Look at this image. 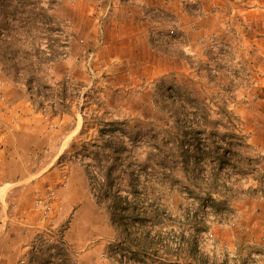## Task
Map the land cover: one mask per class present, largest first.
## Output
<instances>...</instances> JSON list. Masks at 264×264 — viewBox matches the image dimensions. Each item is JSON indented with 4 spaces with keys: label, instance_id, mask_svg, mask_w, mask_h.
Wrapping results in <instances>:
<instances>
[{
    "label": "rangeland",
    "instance_id": "1",
    "mask_svg": "<svg viewBox=\"0 0 264 264\" xmlns=\"http://www.w3.org/2000/svg\"><path fill=\"white\" fill-rule=\"evenodd\" d=\"M67 1L74 0H57L52 11L68 33L69 47L66 56L49 66V82L56 83L67 77L78 83L77 87L86 84L80 94L76 93L81 104L91 88H102L106 102L121 108L137 127L149 120L159 125L168 122L160 108L166 98L161 99L157 90V81L163 76L166 89L172 86L171 93L179 86L201 100L227 95L250 146L241 150L244 160L264 157L254 151L264 150V0H180L175 11L148 8L146 15L154 23L150 34L155 40L153 45L164 53L180 57L186 68L157 76L141 75L140 82L125 83L116 90L111 87L115 78L110 72L112 69L96 59L99 43L86 41L98 38L101 24L94 23L93 32L87 35V22L74 18V11L66 6ZM93 13L88 12L96 15ZM73 42L78 43L76 50H81L77 61L72 58L75 56ZM55 49L60 50L59 46ZM209 75L216 77L210 81ZM24 89L23 85L7 79L0 69V150H35L28 156L14 155L11 166L2 164L19 190L10 203H0L3 204L0 214L4 212V205L10 204V208L5 209L13 216L29 217L30 224H33L32 217L35 220L34 226L19 239L20 243L27 240V245L22 246L17 259L8 256L13 252L10 248L14 246L10 239L13 234L4 239L5 244L0 246V264H38L55 241L50 239L43 244L45 253L36 255L32 254L30 245L40 235H45L47 241L52 236L60 237V228L65 224L68 228L64 237L80 264H118L106 255L108 245L116 236L110 217L97 206L83 163L73 158L75 144L87 138L79 136L82 114L78 112L77 117L66 115L63 118L46 116L32 106ZM25 120L33 124L24 127ZM21 129L28 131L21 132ZM2 166L0 183L4 181ZM262 166L264 161L257 167L258 171L234 176L233 193L238 195L243 190L255 189L259 190L257 197L264 198ZM177 176L182 178L179 172ZM168 199L170 208L181 217L186 208V195L177 189ZM209 219L211 228L200 233L199 240L203 251L211 257L210 264L215 256L226 258L230 264H264V227L260 231L255 229L261 233L259 239H249L247 234L239 235L241 224L234 215L223 222H217L211 214ZM18 222L9 226L14 230L21 228ZM5 235H0V240Z\"/></svg>",
    "mask_w": 264,
    "mask_h": 264
},
{
    "label": "trees",
    "instance_id": "2",
    "mask_svg": "<svg viewBox=\"0 0 264 264\" xmlns=\"http://www.w3.org/2000/svg\"><path fill=\"white\" fill-rule=\"evenodd\" d=\"M56 2L0 0V69L25 87L38 112L59 118L82 114L79 136L87 138L75 144L73 158L83 163L94 200L115 229L106 255L118 264H210L199 234L210 230V214L223 222L235 213L232 179L258 171L264 161L261 156L244 160L241 150L250 146L229 97L201 100L179 86L171 93L163 76L157 90L166 98L160 108L168 122L149 120L140 127L106 102L102 88H91L81 104L77 94L86 84L77 87L67 77L48 80L49 66L69 47L63 23L52 13ZM215 77L209 75L210 81ZM177 189L186 195L181 217L168 201ZM247 192L257 196L259 190ZM67 228H60V237L47 241L40 235L30 245L36 255L55 241L38 264H80L64 237ZM212 264L230 263L215 256Z\"/></svg>",
    "mask_w": 264,
    "mask_h": 264
},
{
    "label": "crops",
    "instance_id": "3",
    "mask_svg": "<svg viewBox=\"0 0 264 264\" xmlns=\"http://www.w3.org/2000/svg\"><path fill=\"white\" fill-rule=\"evenodd\" d=\"M179 3L180 0H74L67 1L66 6L74 11L75 19L79 17L87 22L85 26L87 35L93 32L94 23L101 24L98 38L86 41H90L92 44L99 43L96 59L102 61L107 68L112 69L110 72L118 82L113 78L114 85L111 87L116 90V88L124 86L125 83L135 85L141 81L142 78L139 77L141 75L157 76L186 68L184 60L180 57L164 53L153 45L155 40L151 38L150 34L154 23L150 22L149 16L146 15L148 8L158 10L164 8L175 11L179 8ZM88 12H96V15H90ZM71 18L73 19L72 16ZM77 45V42H73L72 49H74L75 56L72 58L76 61L81 56L79 55L81 50H76ZM84 50L86 51V49ZM121 80L124 83H121ZM20 102L18 103H23V101ZM32 124L25 120L23 126L28 127ZM23 131L27 132L28 130L21 129V132ZM38 138L44 140L43 137L38 136ZM254 151L264 154V150ZM32 152L35 150H0V165L11 166L15 161L14 155L28 156ZM2 167L5 172L1 173L3 174L1 178L4 181L1 182L2 184L0 183V203H10L19 188L15 187L12 182L11 173L6 171V167ZM46 178L44 177V179ZM3 184H8L10 187H4ZM247 191L243 190L235 198L232 197L230 203L235 209L233 215L241 224L239 235L247 234L249 239L256 237L259 239L261 233L258 231L264 227V198L253 196ZM220 198L222 197L219 196L218 199ZM1 205L3 206V204ZM4 207L10 208V204H5ZM5 208L4 212L0 214V235H6L1 237L0 246L5 244L4 239L13 234V237H10L14 245L10 247L13 252L10 251L8 256L15 260L18 258L20 250L23 249L22 246L27 245V240H22L20 243L19 239L22 235L25 236V232L30 230V226H34L35 218L31 216L33 224H30L28 223L31 221L29 217L13 216L12 212L9 213ZM16 220L21 223L22 227L14 230V227L9 225H12ZM255 229L258 231L255 232ZM3 262H8V260H3Z\"/></svg>",
    "mask_w": 264,
    "mask_h": 264
},
{
    "label": "built area",
    "instance_id": "4",
    "mask_svg": "<svg viewBox=\"0 0 264 264\" xmlns=\"http://www.w3.org/2000/svg\"><path fill=\"white\" fill-rule=\"evenodd\" d=\"M48 208L50 209L51 207L48 205Z\"/></svg>",
    "mask_w": 264,
    "mask_h": 264
}]
</instances>
